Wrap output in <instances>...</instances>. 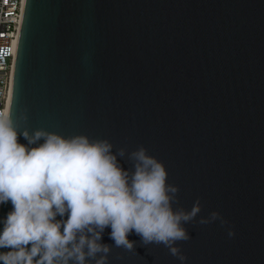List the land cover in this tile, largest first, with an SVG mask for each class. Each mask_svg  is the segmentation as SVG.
<instances>
[{
  "label": "water",
  "instance_id": "obj_1",
  "mask_svg": "<svg viewBox=\"0 0 264 264\" xmlns=\"http://www.w3.org/2000/svg\"><path fill=\"white\" fill-rule=\"evenodd\" d=\"M9 114L107 140L130 173L143 146L178 187L173 210L199 199L173 245L186 260L134 231L116 247L108 227L106 264H264V0H26ZM213 211L227 223H198Z\"/></svg>",
  "mask_w": 264,
  "mask_h": 264
},
{
  "label": "clouds",
  "instance_id": "obj_2",
  "mask_svg": "<svg viewBox=\"0 0 264 264\" xmlns=\"http://www.w3.org/2000/svg\"><path fill=\"white\" fill-rule=\"evenodd\" d=\"M19 135L26 145L18 142ZM112 149L109 141L83 134L20 129L11 114L0 112V205H12L0 220V249H10L0 252V262L106 264L111 248L100 241L108 227L116 247L135 248L136 242L128 239L134 231L142 245L163 244L171 255L186 260L173 245L190 239L182 225L200 213L199 199L190 211L173 210L178 187L167 183L163 163L141 146L129 154L130 173L117 160L125 149L116 154ZM65 215L66 220L56 219ZM217 220L227 223L215 211L198 223ZM228 235L234 232L229 229Z\"/></svg>",
  "mask_w": 264,
  "mask_h": 264
},
{
  "label": "built area",
  "instance_id": "obj_3",
  "mask_svg": "<svg viewBox=\"0 0 264 264\" xmlns=\"http://www.w3.org/2000/svg\"><path fill=\"white\" fill-rule=\"evenodd\" d=\"M25 4L26 0H0V112L6 115Z\"/></svg>",
  "mask_w": 264,
  "mask_h": 264
}]
</instances>
